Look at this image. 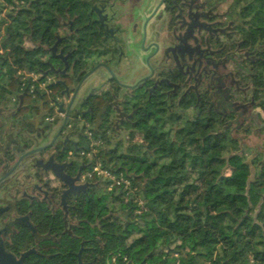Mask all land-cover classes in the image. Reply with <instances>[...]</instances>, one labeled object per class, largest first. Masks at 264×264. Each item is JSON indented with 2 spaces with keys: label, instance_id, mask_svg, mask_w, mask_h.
<instances>
[{
  "label": "flooded vegetation",
  "instance_id": "obj_1",
  "mask_svg": "<svg viewBox=\"0 0 264 264\" xmlns=\"http://www.w3.org/2000/svg\"><path fill=\"white\" fill-rule=\"evenodd\" d=\"M226 3L59 5L55 41L30 70L34 89L0 86V264L64 263L61 238L83 224L99 226L101 200V220L111 221L112 187L95 168L114 164L119 147L150 121L215 112L226 129L253 124L256 135L264 131V104L252 82L259 56L244 46L247 16ZM56 43L59 58L50 52ZM81 249L76 264H98Z\"/></svg>",
  "mask_w": 264,
  "mask_h": 264
},
{
  "label": "trees",
  "instance_id": "obj_2",
  "mask_svg": "<svg viewBox=\"0 0 264 264\" xmlns=\"http://www.w3.org/2000/svg\"><path fill=\"white\" fill-rule=\"evenodd\" d=\"M3 1L8 7L5 18H0V49L6 55L0 54V63L8 67L11 76L0 86L17 93L19 86L12 76L16 69L10 66L21 70H32L36 64L41 67L35 57L44 55L55 41L59 5L64 2L67 9L73 5L69 0ZM232 8L240 10L243 18L247 16L242 38L244 46L255 49L259 56L252 82L257 98L264 100V0H233ZM1 9L0 4V12ZM32 58L36 61L32 62ZM139 132L144 142L131 144L128 156L116 155L113 165L104 166L112 175L128 181L133 194L124 185L114 184L112 220L103 223L105 208L99 201V226L91 230L83 224L73 236H63L66 260L51 264H76L81 248L83 259L97 261L99 237L105 238L103 264H176V257L178 264H264L261 155L243 147L241 139L224 127L215 112L204 121L180 114L161 125L153 120ZM245 150L249 151L247 156ZM125 196H129L127 202ZM116 203L122 205L126 220L135 226L136 209L149 214L152 219L146 224L160 229L165 251L157 249V253H148L136 263L137 248L120 244L130 230L124 229L115 212ZM89 222L94 224L93 220ZM137 230L141 231L139 227Z\"/></svg>",
  "mask_w": 264,
  "mask_h": 264
},
{
  "label": "rangeland",
  "instance_id": "obj_3",
  "mask_svg": "<svg viewBox=\"0 0 264 264\" xmlns=\"http://www.w3.org/2000/svg\"><path fill=\"white\" fill-rule=\"evenodd\" d=\"M69 1L72 3L75 0H69ZM228 3H230V0H227L226 6L228 5ZM0 4H1V0H0ZM25 47L30 49L31 45L29 43H26ZM1 53H2L1 55H3V56L6 55L4 50H2ZM26 71L30 72L29 69L28 70L26 69ZM10 76H11V74L8 71V67L3 66L2 63H0V82L3 84L5 81H8ZM243 82L249 83L248 80H245ZM261 100H263V98ZM263 101H262V103L264 104ZM184 114L188 118H193L194 117L193 115H195L196 117L200 116V118L203 121L205 120V118H204L205 115L204 114L198 115V111L194 112V113L191 111H188V112H185ZM245 128L247 129V132H248L247 134H245V131H244ZM141 131H143V128ZM254 132H255V125H253V124L241 125V127L237 128V130H231V133L233 134V136L241 139L242 144H245L249 147H251V146L254 147V151L258 152L261 155V158L264 159V131H262L260 133V135H256ZM141 142H144V140H142L140 132L134 131L130 137V141L121 145L119 147V149L117 150L116 154L128 156L127 148L131 144L141 143ZM245 152H246V156H247L249 151L245 150ZM251 152H252V154H254L252 150H251ZM98 168L104 172L109 171L106 168H104V166H101L100 164L98 165ZM110 174H111V172H110ZM102 179L106 180L107 178L102 176ZM129 193L133 194V191L129 190ZM128 199H129V196H125L124 202H127ZM136 201H137L139 206L142 205L140 200H136ZM121 206H122L121 204L116 203L114 206L115 212H117L121 215L120 217H121L123 223L126 224V225H124V229H129L130 233H127V232L124 233L123 236L125 238L123 241L120 242V244L122 246L133 245L134 247L137 248L138 253L135 256V262L136 263L141 262L148 253H151V252L157 253L159 249H162L165 251V247L161 244V240L159 238L160 229L159 228H152L150 225L146 224L147 222H149L152 219V217L149 214H147L146 212L142 211L141 209H136L134 215L136 216V218H135L136 222L135 223L137 226H135L133 224H130V222L128 220H126V213L121 210V208H122ZM137 227H139L141 229V231L137 230ZM104 241H105V238L99 237V239H98V251H97V260H98L97 263L98 264H103L105 262L106 253H105L104 248H103ZM175 259H176L175 263L178 264L179 259L177 257ZM114 262H115V260H114Z\"/></svg>",
  "mask_w": 264,
  "mask_h": 264
},
{
  "label": "built area",
  "instance_id": "obj_4",
  "mask_svg": "<svg viewBox=\"0 0 264 264\" xmlns=\"http://www.w3.org/2000/svg\"><path fill=\"white\" fill-rule=\"evenodd\" d=\"M1 5H2V9L0 12V18L4 19L5 18V12L7 9V4L1 0ZM4 34V26H2L1 29V35ZM2 50L0 49V54ZM11 69H16L13 72V75L16 77L17 81H18V86H19V93L21 92H26V91H32L34 89V82L37 81V77L34 75V73L32 71L28 72L25 69H17L15 66H10ZM39 88L41 90L44 89V84L42 82L39 83ZM95 170L97 171V174L102 178L106 177L109 181H110V188L113 187V185H124L125 189H127L128 191L131 190L128 181L124 180L123 178H117L116 176L110 174L109 171H102L98 168V166L95 168ZM114 258H112V262H114Z\"/></svg>",
  "mask_w": 264,
  "mask_h": 264
},
{
  "label": "water",
  "instance_id": "obj_5",
  "mask_svg": "<svg viewBox=\"0 0 264 264\" xmlns=\"http://www.w3.org/2000/svg\"><path fill=\"white\" fill-rule=\"evenodd\" d=\"M56 45H57V43L54 44V46L50 49V52L52 53V55H53L54 57H58V58H59V56L54 55V54H55V51H56ZM250 158H251V157H249L248 160H249ZM78 264H81L80 261L78 262Z\"/></svg>",
  "mask_w": 264,
  "mask_h": 264
},
{
  "label": "crops",
  "instance_id": "obj_6",
  "mask_svg": "<svg viewBox=\"0 0 264 264\" xmlns=\"http://www.w3.org/2000/svg\"><path fill=\"white\" fill-rule=\"evenodd\" d=\"M246 148H250L253 151V153L255 154L254 147H252V146L249 147V146L246 145Z\"/></svg>",
  "mask_w": 264,
  "mask_h": 264
}]
</instances>
